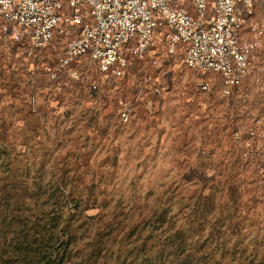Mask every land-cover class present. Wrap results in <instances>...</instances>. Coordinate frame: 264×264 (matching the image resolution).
I'll use <instances>...</instances> for the list:
<instances>
[{
  "label": "rangeland",
  "instance_id": "obj_1",
  "mask_svg": "<svg viewBox=\"0 0 264 264\" xmlns=\"http://www.w3.org/2000/svg\"><path fill=\"white\" fill-rule=\"evenodd\" d=\"M66 42L0 33V264H264L261 54L224 95L179 47L104 75Z\"/></svg>",
  "mask_w": 264,
  "mask_h": 264
},
{
  "label": "built area",
  "instance_id": "obj_2",
  "mask_svg": "<svg viewBox=\"0 0 264 264\" xmlns=\"http://www.w3.org/2000/svg\"><path fill=\"white\" fill-rule=\"evenodd\" d=\"M0 33L23 37L28 51L67 37L58 70L85 57L104 75H118L126 57L142 58L161 41L171 55L182 49L186 67L217 73L228 95L250 60L264 59V0H0Z\"/></svg>",
  "mask_w": 264,
  "mask_h": 264
}]
</instances>
